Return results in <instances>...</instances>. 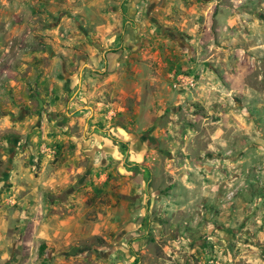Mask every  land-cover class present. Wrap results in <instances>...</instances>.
<instances>
[{"label":"rangeland","instance_id":"374dc122","mask_svg":"<svg viewBox=\"0 0 264 264\" xmlns=\"http://www.w3.org/2000/svg\"><path fill=\"white\" fill-rule=\"evenodd\" d=\"M106 1L0 0V264H264V0Z\"/></svg>","mask_w":264,"mask_h":264},{"label":"crops","instance_id":"0c3cea01","mask_svg":"<svg viewBox=\"0 0 264 264\" xmlns=\"http://www.w3.org/2000/svg\"><path fill=\"white\" fill-rule=\"evenodd\" d=\"M130 1V0H129ZM129 1L127 3H125V6L127 7L129 5L132 6V4L135 6V8L137 9L139 7V1L140 0H131L129 3ZM93 2V6L97 7V8H104L106 7V0H92ZM126 2V0H125ZM122 3V2H121ZM128 7V8H129ZM131 8V7H130ZM81 72H83V70H81ZM58 88V87H57ZM60 110V109H59ZM66 111L65 115H60L59 113H56V115H53L54 118L53 121L55 122V124L57 126H66V127H71L73 126V124L75 123L74 120L70 117H68V115L73 112L71 109V105L66 107ZM68 114V115H67ZM67 115V116H66ZM23 132L27 131V127L23 126ZM21 128V129H22ZM120 133V132H119ZM116 134V133H114ZM14 145V149L15 150H19V147L21 145V142H17L14 141L13 142ZM17 145V146H16ZM4 159L6 160V166H5V170H4V176H6L7 178L4 180H0V185L3 183H7L8 181H12V182H16V180H20V176L21 175H26L28 172L25 171L21 165H20V160L18 158L15 157H11L8 154L5 153L4 155ZM18 159V160H17ZM41 164L39 166V170H38V176L37 178H35L34 180H31V184L35 185L36 187H38L40 190L43 191H47L50 189H53V187L55 185H62L64 182L67 181V176L70 175V171H68L67 169H65L64 167H60V166H55V167H50L47 166V157H42L41 158ZM36 158L35 159H31L30 165H32L33 162H36ZM18 164V167H12L10 164ZM120 168H123V166L120 165ZM30 176L32 177V174H30ZM4 220H7V224L9 225V217L4 218ZM4 223V222H3ZM6 231L0 230V241L2 240V238H6ZM5 243H7V245L9 244V241H4ZM4 246H6L5 244H3V242H0V252H2L4 250Z\"/></svg>","mask_w":264,"mask_h":264}]
</instances>
